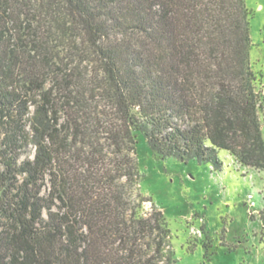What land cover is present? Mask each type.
<instances>
[{"label": "trees", "instance_id": "trees-1", "mask_svg": "<svg viewBox=\"0 0 264 264\" xmlns=\"http://www.w3.org/2000/svg\"><path fill=\"white\" fill-rule=\"evenodd\" d=\"M250 17L245 0H0V264H177L164 213L122 180L139 183L138 133L162 159L264 169Z\"/></svg>", "mask_w": 264, "mask_h": 264}, {"label": "rangeland", "instance_id": "rangeland-1", "mask_svg": "<svg viewBox=\"0 0 264 264\" xmlns=\"http://www.w3.org/2000/svg\"><path fill=\"white\" fill-rule=\"evenodd\" d=\"M245 1L251 11L250 59L260 79L259 115L264 139V0ZM137 139L134 155L139 183L122 180L125 197L136 206L140 194L144 200L140 211L145 215L153 208L162 210L177 264H264V251H260L263 244H256L250 236L252 232L261 233L264 239V189L257 193L250 187L251 182L261 180L258 174L253 179L250 166L227 151H221L227 154L220 157V169L208 161L183 162L173 156L162 159L144 134L138 133ZM27 152L33 157L35 148L30 145ZM249 194H254L257 202L254 210L247 204ZM227 232L229 240L236 236L244 246H224Z\"/></svg>", "mask_w": 264, "mask_h": 264}, {"label": "crops", "instance_id": "crops-1", "mask_svg": "<svg viewBox=\"0 0 264 264\" xmlns=\"http://www.w3.org/2000/svg\"><path fill=\"white\" fill-rule=\"evenodd\" d=\"M221 153L219 155L223 159V156H225L227 153H222V154ZM249 168L251 169L250 171L253 173V179H255V176L257 174H258L259 177H261V180L253 181V182L250 183V187L258 193V192L261 191V189H264V169H256L254 167H249ZM230 176L232 177L233 175L231 174ZM235 177L236 176H234L233 178H235ZM226 178H227V176H226ZM245 204H246V199H245ZM256 221L260 222V225H261V220L260 219H257ZM252 233L253 234L252 235L250 234V236H252V238L254 239L255 243L256 244H263L264 245V239L261 238L263 235L261 233H255V232H252ZM250 236H248V238ZM223 242H224L223 245L224 246H227L228 249H229L230 243L231 244L234 243V247H232V248H235V249L238 248V247H240V246H244V241L241 240V239H237L236 236H234V240H232V241L229 240V238H228V232H227V237H225V240ZM247 243H249V240H247ZM263 245H260V251H264V246ZM230 246H232V245H230ZM232 248H230V250H232Z\"/></svg>", "mask_w": 264, "mask_h": 264}, {"label": "built area", "instance_id": "built-area-1", "mask_svg": "<svg viewBox=\"0 0 264 264\" xmlns=\"http://www.w3.org/2000/svg\"><path fill=\"white\" fill-rule=\"evenodd\" d=\"M247 204L249 206V210H254L255 207L257 206V202L255 200L254 194H249L247 196Z\"/></svg>", "mask_w": 264, "mask_h": 264}]
</instances>
